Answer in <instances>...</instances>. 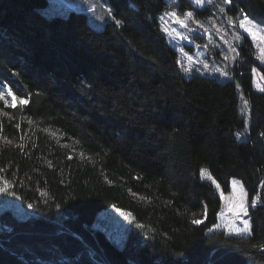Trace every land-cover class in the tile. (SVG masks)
I'll return each instance as SVG.
<instances>
[{
	"label": "trees",
	"instance_id": "obj_1",
	"mask_svg": "<svg viewBox=\"0 0 264 264\" xmlns=\"http://www.w3.org/2000/svg\"><path fill=\"white\" fill-rule=\"evenodd\" d=\"M107 1L122 23L98 28L86 11L48 15L49 0H0V83L29 100H0V186L35 211L0 212V264H264V207H249V235L209 232L222 200L201 175L225 192L237 177L250 205L264 199V92L252 72L264 66L250 39L233 78L187 76L161 31L168 0ZM228 8L264 18V0ZM113 205L135 218L123 248L94 227Z\"/></svg>",
	"mask_w": 264,
	"mask_h": 264
},
{
	"label": "rangeland",
	"instance_id": "obj_2",
	"mask_svg": "<svg viewBox=\"0 0 264 264\" xmlns=\"http://www.w3.org/2000/svg\"><path fill=\"white\" fill-rule=\"evenodd\" d=\"M168 2L169 8L161 14L160 18L165 14V12L169 11H177L178 13H186L191 11L194 14L193 20L189 21V29L191 30L181 29L179 28V25H176L170 21L171 26L176 27L179 31H181L187 37L186 39H174L167 35L169 42L178 51L180 67L181 63H183L184 66H188L189 64L192 66L193 70L187 74L184 72V74L190 76L194 73H198L203 75L221 76L223 78L229 79L233 78V66L240 59L239 47L244 43V39L246 38H249L251 41L256 60L261 66H264V62L259 59L260 53L256 47V43L252 40V38L244 31V29L239 27L238 23H228L229 17H233L234 21L243 18L240 15V12L234 14L233 10L228 8L230 3H225L224 0H211L209 3L206 0L204 4L197 6L195 0H168ZM70 9L88 12L92 24L98 28L103 27L108 21H113L112 17H115L113 14V8L107 0H49V5L45 8V11L48 15H54L56 13H68ZM251 18L252 17H250V19ZM116 20L117 19L115 17L114 21ZM195 20L201 21L204 25L203 28H200L194 22ZM254 23L259 24L260 21L254 19ZM262 27H264V25H262ZM218 29H222V31H218ZM237 33L240 34L242 39H234ZM233 49H235V51H233ZM188 56H191L193 60L197 62L193 63L192 61H189L187 59ZM226 57L227 59H225ZM204 62L207 63V68L204 67ZM216 68L228 70L230 73L229 77H224L220 72L213 70ZM252 72L254 76L255 88L259 90V87H264V77L258 67L253 68ZM5 88H7V86H5ZM5 96L11 102V97H7V93H5ZM18 104L19 102L17 101L16 105ZM241 113L246 119H249L251 109L249 105H244V100H242L241 103ZM237 132L244 134L239 138V140L246 139L248 137V126L238 130ZM55 136L61 141L63 145L75 149L72 145V140L63 139L62 135H59L58 133H55ZM203 177L213 182L222 200V207L218 215V222L213 226V228H211V231L209 232L224 231L227 234L249 235V233H229L227 227H225L228 221L233 219V213L228 211L229 207L231 206L230 201L226 199V197H231L233 195L232 180H238L242 184L243 182L237 177L231 178L230 190L225 192L220 186H216L218 182L212 176H210L209 173L206 172ZM238 190L239 189L237 188V191ZM221 193H223V195H221ZM5 209L12 210L18 217L22 219L35 216V211L32 208L25 206L20 197L13 195L4 196V193L0 192V212L4 211ZM117 209H120L121 211H117ZM221 211L225 213L224 217H221ZM122 212L131 213V217L122 215ZM244 219H250L251 222L250 213L249 216L244 217ZM134 221L135 218L131 211L113 205L103 209L97 215L94 227L104 230L108 237L111 238L118 247L123 248L126 238L128 237V234L134 225ZM236 223L242 227V222L240 220H237ZM216 225L221 226L217 228ZM2 230L3 228L0 226V232Z\"/></svg>",
	"mask_w": 264,
	"mask_h": 264
},
{
	"label": "snow or ice",
	"instance_id": "obj_3",
	"mask_svg": "<svg viewBox=\"0 0 264 264\" xmlns=\"http://www.w3.org/2000/svg\"><path fill=\"white\" fill-rule=\"evenodd\" d=\"M206 0H195V3L197 6H200L204 4ZM207 2H211V0H207ZM225 3H231L232 0H224ZM240 15L243 17L242 19H238L234 21L233 17L228 18V23L234 24L238 23L239 27L244 29V31L252 38V40L256 43V47L260 53L259 59L264 62V18L260 20V23H254L255 18L249 17L248 14L244 13V11L241 9ZM193 12L188 11L186 13H178L177 11H169L165 12V14L160 18L161 20V31L170 37L174 39H186L187 37L179 31L176 27H172L170 24V21L176 25H179V28L181 29H189V21L193 20ZM113 20H115V17H112ZM117 24H121L122 21H115ZM200 28H203V23L199 20L194 21ZM218 31H222V29H218ZM223 38V37H222ZM234 39H242L239 33L234 37ZM235 51V49H233ZM187 59L189 61H192L193 63H196L197 61H194L191 56H188ZM227 59V57L225 58ZM204 67L207 68L208 65L206 62H204ZM181 68L182 71L185 72L186 74L191 72L192 66L189 64L188 66H184L183 63H181ZM214 71L220 72L221 75L224 77H229L230 73L226 69L222 68H216L213 69ZM259 87V85H258ZM0 100H2L5 104V106H11V107H16V102L18 101L21 106L27 105L29 103L28 99H24L23 96L17 97L15 93L13 92L11 87L5 88V86L0 83ZM18 91L20 90L19 88L17 89ZM259 90L261 92H264V87H259ZM5 93H7V97H11V102L9 99L6 98ZM24 95L31 96L30 93H24ZM244 105H248V101L244 100ZM250 111V110H249ZM17 128L20 127L19 124L16 125ZM243 133L237 132L236 136L237 138H240ZM261 136H264V132L260 133ZM81 156H83V153H81ZM207 172L206 169L201 170V175L203 176ZM4 187H0V192H6L8 191V181L4 180L3 181ZM219 187V185H216ZM261 187L264 188V183L261 184ZM237 188L239 189L237 191ZM232 192L233 195L231 197H226L230 201L231 206L229 207L228 211L233 213V219L228 221V223L225 225L227 227L229 233H249L251 234L252 232V223L250 222V219H244V217L249 216V207L251 206L252 208L256 207H264V199H262L259 195L254 196V198L251 200V205H249L248 202V193L244 188V185L238 181V180H232ZM14 195V193H13ZM223 195V193H221ZM144 199V198H142ZM32 205H29L31 207ZM117 211H121L120 209H117ZM242 214V215H241ZM122 215H125L126 217H131V213L128 212H122ZM204 215L205 217L207 216V208L205 206L204 209ZM221 217L225 216V213L221 211L220 213ZM240 220L242 222V227L239 226L236 221ZM203 221L200 219H194L192 223L194 224H200ZM143 227V225H140ZM221 225H216L217 228H219ZM211 231V229L209 230ZM255 246V245H254ZM260 247L264 248V245H261Z\"/></svg>",
	"mask_w": 264,
	"mask_h": 264
},
{
	"label": "water",
	"instance_id": "obj_4",
	"mask_svg": "<svg viewBox=\"0 0 264 264\" xmlns=\"http://www.w3.org/2000/svg\"><path fill=\"white\" fill-rule=\"evenodd\" d=\"M1 243H2V241H1V238H0V244H1ZM95 261H96V262H99V261H98V260H96V259H95Z\"/></svg>",
	"mask_w": 264,
	"mask_h": 264
},
{
	"label": "bare ground",
	"instance_id": "obj_5",
	"mask_svg": "<svg viewBox=\"0 0 264 264\" xmlns=\"http://www.w3.org/2000/svg\"><path fill=\"white\" fill-rule=\"evenodd\" d=\"M96 260H98V259H96ZM99 261V260H98ZM100 263H102V264H105V263H103V262H101V261H99Z\"/></svg>",
	"mask_w": 264,
	"mask_h": 264
}]
</instances>
